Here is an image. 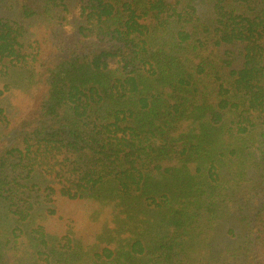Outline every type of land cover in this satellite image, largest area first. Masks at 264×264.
I'll return each mask as SVG.
<instances>
[{"label": "trees", "instance_id": "trees-1", "mask_svg": "<svg viewBox=\"0 0 264 264\" xmlns=\"http://www.w3.org/2000/svg\"><path fill=\"white\" fill-rule=\"evenodd\" d=\"M0 264H264V0H0Z\"/></svg>", "mask_w": 264, "mask_h": 264}]
</instances>
